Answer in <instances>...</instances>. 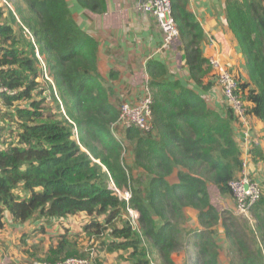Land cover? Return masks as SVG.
Returning <instances> with one entry per match:
<instances>
[{"label":"trees","instance_id":"16d2710c","mask_svg":"<svg viewBox=\"0 0 264 264\" xmlns=\"http://www.w3.org/2000/svg\"><path fill=\"white\" fill-rule=\"evenodd\" d=\"M21 1L23 13L14 5L12 24L0 22V86L14 93H1L0 101L8 109L29 103L8 114L18 129L16 143L0 148V231L6 217L22 225L36 216L64 220L82 214V235L90 240L108 234L106 251L131 250L123 258L131 264H152V256L175 264L171 255L182 248L186 233L193 240L194 264H220L222 248L214 237L220 227L224 254L232 257L228 264H264V192L251 209L258 234L253 245L239 236L234 215L210 202V185L232 197L228 184L241 173L233 129L238 121L226 104L220 113L200 96L217 83V75L202 55L204 33L188 0H172V17L193 88L167 81L165 66L148 62L152 129L123 131L131 145L127 161L124 143L112 133L119 108L98 73L95 40L75 23L66 0ZM77 3L94 14L106 12L104 0ZM224 13L245 65L247 80L238 83L247 118L260 121L264 131V0H225ZM44 73L51 79L50 96L64 112L57 119L31 99ZM110 186L129 192V200ZM127 208L137 211V228ZM188 209L196 213L197 231L184 229ZM78 250L77 237L64 232L44 258L30 257L55 264L83 257Z\"/></svg>","mask_w":264,"mask_h":264},{"label":"crops","instance_id":"0c3cea01","mask_svg":"<svg viewBox=\"0 0 264 264\" xmlns=\"http://www.w3.org/2000/svg\"><path fill=\"white\" fill-rule=\"evenodd\" d=\"M104 2L106 12L98 15L81 9L77 0H66L75 23L96 42L98 73L104 85L110 88L112 103L117 106L134 105L143 98L149 81L146 66L150 61H156L165 66L167 81H179L183 86L193 88L188 78L182 42L179 38L171 45L164 46L156 20L152 16L137 11V0H104ZM187 9L203 30L204 40L201 44L203 57L207 60L210 58L217 60L222 67L232 73L237 81L245 82L247 75L244 61L225 18V0H188ZM200 96L210 107L224 113L225 101L217 83L209 91H200ZM247 124L248 139H244L243 128L239 123L234 124V136L240 147L242 162L247 164V173L264 192L263 125L255 118H249ZM257 151L260 157L256 155ZM218 199L220 210L229 211L235 215V203L232 197L221 196ZM185 216L186 229L197 231L196 213L188 209L185 210ZM7 218L13 227L19 225L31 229L37 222L35 217L20 225ZM6 227L5 224V228L0 231V236H3ZM24 232L25 230L21 232V235H24ZM214 237L222 248L219 257L221 261L227 243L220 227L214 229ZM9 241L0 240V264L37 263L28 255L14 251L9 246Z\"/></svg>","mask_w":264,"mask_h":264},{"label":"rangeland","instance_id":"374dc122","mask_svg":"<svg viewBox=\"0 0 264 264\" xmlns=\"http://www.w3.org/2000/svg\"><path fill=\"white\" fill-rule=\"evenodd\" d=\"M14 5H17L22 13L25 10V6L21 0H0V7L3 10V16L0 20L1 23L8 22L9 24H12V22L9 21V19L11 18L9 16V11L15 10ZM15 18L18 21L19 15L17 14ZM12 27L15 34L18 35L17 27L15 25H12ZM36 58L39 62L38 67L41 70V68H43L42 63L44 64L43 58L39 55H36ZM36 82L38 83V87L32 93L31 99L42 102L41 106L43 108V111L45 112V116H52V118L54 119L60 118V113L63 114L64 112L62 107H60V109L57 108V104L50 96V85L52 84L51 79H47L45 76H43V78L40 77L39 79H37ZM55 97L57 98L58 94L55 93ZM28 104L29 103L26 101L15 102L13 104V107L8 109L4 107L2 105V102L0 101V112H2V118H0V148H5L6 144L16 143V134L18 129L16 125L11 122L8 114H12L15 108L25 107ZM118 108H120V105H118ZM114 130L115 131H112L114 137L124 143L123 156L127 161L130 158L128 150L131 149V145L128 142H125L123 131H118L115 128ZM208 194L211 204L214 205V208L216 206L217 208L215 209L218 210V198H221V195L219 194L217 188L210 185L208 187ZM218 212H222V210L219 209ZM35 219L37 220V222L34 223L31 229H28L29 227H20L19 225L13 227L9 219L6 217L5 224L7 225V227L3 232V236H0V240H10L9 243H7L16 252L18 251L19 253H24L25 256L28 255L29 257L30 254H34L35 258L42 259L46 256L49 247L52 245L54 246V244L56 243L57 234L68 232L70 238L73 239L77 237L79 249L78 251L80 255L83 256L81 258L87 257L92 251L94 252V258L91 264H131L130 262H127L123 259L124 257H127L131 250L114 251L110 253L106 251L108 243L112 241L108 234L102 236L99 239L92 238L90 240L82 235L81 227L87 221V218L84 215L70 217L66 220H44L40 219L39 216H36ZM234 219L237 224L238 234L245 242L251 245L254 244L255 240L258 242V234L256 233L255 221L252 216L250 217V221L245 217L239 215H234ZM184 229L187 230L185 226ZM23 230H25L24 235H21V232ZM192 241L193 240L191 236H188V233L183 235L182 248L171 255L175 264H194L195 252L191 246ZM222 258L223 259L220 261V264H228L232 257L230 254H224ZM151 260L152 264H161V260L157 258V256H152ZM37 263L45 262L40 261Z\"/></svg>","mask_w":264,"mask_h":264},{"label":"built area","instance_id":"2783aa9c","mask_svg":"<svg viewBox=\"0 0 264 264\" xmlns=\"http://www.w3.org/2000/svg\"><path fill=\"white\" fill-rule=\"evenodd\" d=\"M137 11L152 16L159 27L162 34L164 46L171 45L179 38V31L172 17V0H137ZM212 70L216 72L217 84L221 89V93L225 104L232 110L236 120L243 128L244 139L249 138L248 134V118L246 105L243 102L239 91V83L232 73L221 66V64L210 58L208 60ZM44 69V64L42 63ZM44 76L48 79L46 73ZM7 93L13 95L5 88L0 86V94ZM151 105L152 96L148 86L145 88V95L136 104H122L119 108V116L114 124V128L124 131L130 128H135L141 132H150L152 129L151 120ZM228 187L231 191L232 198L235 203V215L245 217L250 221L251 209L258 202L261 189L247 173V164L242 162V170L238 178L229 182ZM110 189L115 191L118 196L128 201L130 198L129 192H119L115 187L110 186ZM127 219L133 228H137L138 213L135 210L127 208ZM94 258V252L85 258H68L64 261L55 264H91ZM48 264V263H36Z\"/></svg>","mask_w":264,"mask_h":264}]
</instances>
